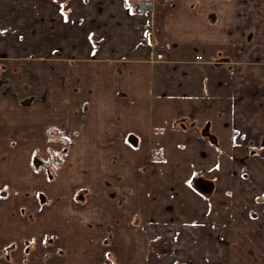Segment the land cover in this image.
<instances>
[{
    "label": "crops",
    "instance_id": "0c3cea01",
    "mask_svg": "<svg viewBox=\"0 0 264 264\" xmlns=\"http://www.w3.org/2000/svg\"><path fill=\"white\" fill-rule=\"evenodd\" d=\"M184 263L264 264V0H0V264Z\"/></svg>",
    "mask_w": 264,
    "mask_h": 264
},
{
    "label": "rangeland",
    "instance_id": "374dc122",
    "mask_svg": "<svg viewBox=\"0 0 264 264\" xmlns=\"http://www.w3.org/2000/svg\"><path fill=\"white\" fill-rule=\"evenodd\" d=\"M53 135H54V133H53ZM50 138L54 141L51 144H49L48 147L45 148V146H44L43 148H41L40 153L38 150H36L32 156V164L28 165V163H27L28 172L32 173V175H34V178H38V180H39L38 182H41V179H42V182L45 181L44 183L48 184L49 191L46 190V193L45 192H42V193H44V195L48 196L47 198L49 199L48 200L49 204L52 203V201L54 200L51 190H53V188L56 187L54 182L58 178V175L60 174V171L62 170L63 164H64L66 157H67V156H65L66 152L61 150L62 148L60 146L59 147L61 149H59V147L56 145L55 138H52L51 134H50ZM165 157H166L165 155H159V161H156V158H155V162H163V159ZM2 163L4 164L5 161L3 160ZM170 164H172V162ZM171 173H173L172 170H171ZM76 190H77L76 187H73L69 191V196H71V198L73 197L74 193H77V194L79 193V192H76ZM53 192H55V191H53ZM40 193L41 192H39L38 195ZM65 194H66V192H65ZM78 199H79V197L77 198L76 201H78V202L81 201ZM174 207H175V205H174ZM184 264H188V263H184Z\"/></svg>",
    "mask_w": 264,
    "mask_h": 264
}]
</instances>
